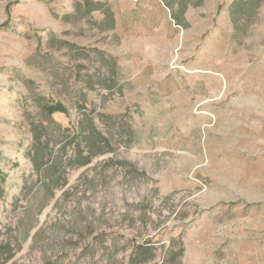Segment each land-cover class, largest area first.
I'll use <instances>...</instances> for the list:
<instances>
[{"label":"rangeland","instance_id":"obj_1","mask_svg":"<svg viewBox=\"0 0 264 264\" xmlns=\"http://www.w3.org/2000/svg\"><path fill=\"white\" fill-rule=\"evenodd\" d=\"M2 179L0 264H264V0H0Z\"/></svg>","mask_w":264,"mask_h":264},{"label":"trees","instance_id":"obj_2","mask_svg":"<svg viewBox=\"0 0 264 264\" xmlns=\"http://www.w3.org/2000/svg\"><path fill=\"white\" fill-rule=\"evenodd\" d=\"M182 6V4H181ZM173 19L179 22L177 15L172 14ZM42 109L50 117L53 113H64L68 115L67 109L65 106L58 101L48 102L42 104ZM68 130V128H66ZM70 129V128H69ZM88 133L84 134L79 132V130L74 127L72 141V154L67 158V163L70 166H84L92 161V158L97 154L103 153L102 143L107 142V139L102 134H95V128L92 122L88 124ZM40 131H35L36 144L34 150L29 152V157L33 162L34 170L37 176L38 181L45 190V194L48 199H51L54 196V190L60 188L66 184V178L64 177V172L58 171L57 167V156L53 154L48 148V143H45V148L40 149L37 140ZM71 143V142H69ZM64 146L60 149L61 152L64 151ZM62 154V153H61ZM60 154V155H61ZM4 180H0L2 184ZM3 190L0 189V198L3 196ZM42 206V205H41Z\"/></svg>","mask_w":264,"mask_h":264}]
</instances>
